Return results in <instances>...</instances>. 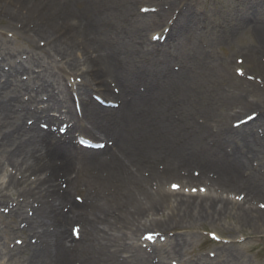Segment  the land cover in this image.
I'll use <instances>...</instances> for the list:
<instances>
[{
  "label": "bare ground",
  "instance_id": "6f19581e",
  "mask_svg": "<svg viewBox=\"0 0 264 264\" xmlns=\"http://www.w3.org/2000/svg\"><path fill=\"white\" fill-rule=\"evenodd\" d=\"M128 1L135 4L136 0ZM150 1L156 3L155 0L148 2ZM9 2L13 5L11 7L23 9L33 18L35 21L33 31L43 40L45 52L50 57L58 54L60 56L57 57L58 62L62 61L65 69L69 71L81 66L85 67L84 80L95 83L97 91L104 96L109 97L112 94L113 100L119 101L117 109L123 112L119 119L123 121L125 129V133H121L122 135L116 138L114 148L111 146L105 152L88 149L85 152L83 148H76L73 143L68 142L71 139L70 133L83 130V133L92 135L91 129H94L99 134H103L111 123L115 108L103 106L92 100L90 88L88 90V84L83 81L80 82L78 94L80 98H77L81 109L79 117L73 108L74 102L72 103L70 90L62 91L63 88H60L59 92L54 90L57 84L55 75L58 72L29 55H26V61H24L20 56L23 51L15 59H12V54H3L0 59V180L4 171L10 173L5 182H0V211L7 210L11 217L21 219L22 228L11 225L8 236H14V240L15 237L19 239L22 237L24 240L22 245L15 243L16 246L13 249H4V245L0 243V257L7 256L9 264L17 262L18 264H75V261L73 263L77 254L75 252L87 240L89 244L93 243L97 246L98 260H101L102 264H110V261H116V259L114 255H110L113 252L106 253L105 249L109 246L110 240L116 242L122 237V232L111 227L113 224L129 226L133 233L143 227L148 220L149 225H152L149 231L158 235L167 232L171 227H184L193 219L212 220L218 214L226 213L228 201L220 197L207 194L181 197L178 193L179 197H175V203L171 205L168 196H172V193L153 191L152 182L150 181L147 185V180L143 176L145 171H149L147 177L160 176L155 165L152 167L149 163L158 161L157 158L161 157L158 154L179 160L167 163L163 167L165 172L187 170L184 169L185 163L197 161L201 169L199 176L210 174L222 177L227 173V181L230 184L241 185L250 193L264 189V179L256 176L258 170L249 162L252 157L254 159L262 152L261 150L255 147H244L242 143L241 146L237 145L230 154L225 149L226 153L222 155L221 160L216 158L215 153H213L215 156L197 154L192 139L188 138L184 127L186 124L175 123L172 127L171 124L166 123L165 118L173 109L169 103L160 101L156 91L140 93L136 85H134V91L131 89L133 81L154 77L152 72H156L165 77L167 87L178 94L180 88L185 87L183 83L186 78L185 73L177 72L178 74L173 76L174 73L169 70V67L163 68L166 63L163 58L157 66L147 64L145 60H138L136 64L134 57L127 54L129 47L123 42L120 31L116 30L115 34L124 56L117 52L114 43L110 42L111 46L107 45V37L103 36L94 25L82 26L83 20L73 19V15L69 17L72 21L69 23L68 15L73 11L76 12L70 0H9ZM175 2H172V7L178 5ZM84 4L87 5L84 7L86 12L92 13L91 10H96L91 0H86ZM158 8L161 11L155 14L157 18L159 14L164 15L165 12L162 6L159 5ZM155 22L157 23V20ZM155 22L151 20L147 22V26L153 27ZM193 22V18L188 13H181L177 22L180 33H183L182 31L188 25L186 32H194ZM255 24H259L258 20ZM1 54L0 52V57ZM97 62H102L103 65H97ZM4 65L8 67L4 68ZM259 65V69L264 72V63L260 62ZM60 67H63L62 64ZM103 71H107L118 82L120 94L112 93L111 87L105 84L104 77H99L100 72ZM24 75L25 79H23ZM48 75L51 77L50 80L47 78ZM179 99L180 102L184 100L181 94ZM31 102L32 105H30ZM81 117L92 119L91 129L85 126ZM152 117L154 123L151 122ZM225 121L226 119L221 116L216 125L219 128L216 135L218 132L224 135L223 139H219L221 147L220 141L240 140L243 129L248 130L252 125L250 120L243 125V128L237 130L225 124ZM64 125L66 133L57 135L55 127ZM189 126L195 132L201 131V128L194 123ZM157 131H166V134L177 132L181 136H178L177 142L171 149L167 148V145L147 144L146 139L153 136L152 133L156 135ZM142 139L144 143L141 142ZM258 144L261 145L258 148L264 147V141ZM208 148L212 147L208 146ZM217 149L214 148L215 151ZM245 150L249 152V155H244ZM52 153L63 155L67 159V165L49 161L47 156ZM76 163L84 164L88 168L93 167L94 164L96 166L102 164L100 175L109 174L111 179H116V182L123 186V192L119 196V201L123 203L122 207L107 215V212L113 211V207L117 205L109 204L106 197L102 199L100 196L101 187H105L109 181L106 177L97 178L98 191L95 196L89 194L86 189L85 201L82 203L73 201L70 188L77 182L74 168ZM241 169H244L243 174L248 172L250 175L246 180L238 174ZM115 201L118 200L115 199ZM247 202L246 200L244 203ZM162 208L170 211L160 212ZM250 209L249 206L244 208L240 205L231 210H234V214L247 224L254 219L264 220L262 215L254 216L250 213ZM154 214L161 217H156ZM75 219L74 225L83 229L84 232V237L80 236L78 240L67 227L68 222ZM3 222V217L0 215V223ZM98 223L102 225L101 228L95 227ZM2 226L5 227V224ZM104 226L111 229L110 236L103 234ZM13 238H8L7 243ZM32 238L35 239L34 242ZM172 239L174 240L171 242L172 250L175 249V252L181 248V241ZM80 241L83 242L80 243ZM122 249L128 253V260H133L134 264L137 262L149 264L147 257L149 253L140 246L132 250L127 244ZM88 263L95 264L90 261ZM97 264H99L98 261Z\"/></svg>",
  "mask_w": 264,
  "mask_h": 264
},
{
  "label": "rangeland",
  "instance_id": "374dc122",
  "mask_svg": "<svg viewBox=\"0 0 264 264\" xmlns=\"http://www.w3.org/2000/svg\"><path fill=\"white\" fill-rule=\"evenodd\" d=\"M91 1L96 6V10L93 8L94 11L91 10L92 13H89L84 9L87 6L84 4L86 0H70L72 7L75 6L76 12L73 11L68 15L67 21L72 22L69 17L73 15V19L83 20L84 23L81 21L82 26L85 24L94 25L103 36L107 37V45L111 46L110 42L114 43L117 52L124 56L115 34L116 30L120 31L123 35V42L129 47L127 54L134 57L136 64H138V60H145V63L157 66L161 62L160 59L163 58L166 61L163 68L171 67L174 71L186 75L183 82L185 87L182 86L178 94L175 91L172 92V89L166 85L167 79L156 72H152L154 77L133 81L131 89L134 91V85H136L140 93H146V90L150 93L156 91L160 101L169 103L173 109L170 115L165 118L166 123L171 124L172 127L175 123H185L184 127L187 130L188 138L192 139L197 154L216 155V158L221 160L222 155L226 153L225 149L230 154L237 145L241 146L242 143L245 145L244 147H255L261 150L262 152L257 154L254 159L251 156L252 159L249 162L258 170L256 176L264 179V147L258 148L261 146L258 143L264 141V72L259 69L260 62L264 63V33H262V29H264V0H155L156 3L148 2L149 0H136L135 4L129 3L128 0ZM173 1L178 4L176 7L171 6ZM159 5L165 9V12L164 15L159 14L157 18L155 14L161 11L158 8ZM11 6L13 5L9 0H0V52L2 53L0 59L3 54H12V59H15L23 51L20 56L24 61H26V55H29L58 72L55 75L57 83L55 91L59 92L60 88H63L62 91L69 89L70 93L73 92L77 96L80 92V82L84 81L88 84V90L90 88V97L96 101L93 93H102L97 91L95 83L92 84L84 80L83 70L85 67L81 66L69 71L65 69L62 61L58 62L57 57H60L58 54H53L50 57L45 52L43 40L33 31L35 23L33 18L28 16L23 9ZM72 7L70 8L72 9ZM181 13H188L193 18L194 32H186L188 25L182 31L183 33H180L181 30L178 29L177 22ZM151 20L153 23L157 20L153 27L147 26V22ZM256 20L259 22L257 25L255 24ZM142 33L143 35H141ZM91 53L95 54L92 49ZM120 54L119 57H121ZM101 64L103 65L102 62H97V65L101 66ZM5 67L8 66L4 65ZM177 72L173 76L177 75ZM99 77H104L105 84L111 89L113 88L112 93L120 89L118 82L107 71L100 72ZM25 78L24 75L23 79ZM47 78L51 79L49 75ZM180 94L184 99L182 102L179 99ZM42 98L45 100V96ZM77 98H80L79 95ZM109 98L114 99L112 94ZM32 104L31 102L30 105ZM75 105L79 108L77 103L73 105V108ZM122 113L115 109L111 116V123L103 134L91 129L92 119H82L81 117V121L92 130V137H100L101 141L107 142L110 141L111 134L125 133L123 121L119 119L123 115ZM78 114L77 116H79ZM249 115L258 117L252 119V125L248 130L244 128L240 133V137L243 139L220 141L221 147L219 139H223L224 135L220 132L216 135L217 129L219 130L216 127L218 118L223 116L226 119L225 124L238 130L243 128L242 119ZM151 122L154 123L153 117ZM191 123L199 126L201 131L195 132L189 126ZM71 133H73L72 137L85 135L83 130ZM152 135L146 139L147 144L167 145V148L170 149L177 142L178 136H181L177 132L166 134V131H157L156 135L153 133ZM206 141L210 145L213 143L217 146L208 145L212 147L208 148ZM215 147L218 148L217 152L214 150ZM76 148L79 147L76 146ZM84 151L86 152L87 149ZM244 155H249V152L245 150ZM158 156H161L157 158L158 161L149 163L152 167L155 165L160 176L149 175L147 177L149 171H145L143 177L146 178L147 185L150 181L152 182L150 185L153 191L172 193V196H168L171 205L175 203V197H179L178 193L181 197L207 194L228 201L226 203L228 209L226 213H220L212 220L193 219L184 227H171L167 232L158 235L149 231L152 225H149L148 220L143 227L133 233L129 226L113 224L111 227L122 232V237L116 242L110 240L109 244L107 243L109 246L106 247L105 252H113L109 254L114 255L117 261H110V264H134L133 260L125 258L126 253L122 248L127 244L132 250L137 246L145 249L149 253L147 255L149 264H156V262L158 264H264V220L254 219L250 224H247L234 214V210H231L240 205H243L244 208L249 206L250 213L254 216L262 215L264 217V207H261L264 205V189L250 193L241 185L230 184L227 181V173L222 177L210 174L199 176V173L182 177L183 172H180L181 175H179L177 170L170 173L169 171L165 172L162 167L169 162H178L179 160L163 154H158ZM47 159L55 161L59 165H67V159L63 155L52 153L47 156ZM197 164H199L197 161L185 163L184 169L187 171L201 170ZM101 165L94 164L93 167L88 168L84 164L76 163L74 168L77 182L71 186L70 196L73 201L82 203L85 201L86 189L89 194L95 196L98 191L97 178L106 177L109 181L105 187H101L100 196L102 199L106 197L109 204L117 205L113 207V211L107 212L109 215L122 207L123 203L119 201V196L123 192V186L118 181L116 182V179H111L109 174L101 176ZM242 171L244 169H241L238 174L243 180H246L250 175L248 172L243 174ZM9 173V171H4L0 182H5ZM238 196L240 199H237ZM246 200L248 202L244 203ZM164 209L162 208L160 212L166 213L165 211L168 209ZM0 215L4 220L3 223H0V243L4 245V249H13L16 246L15 243L22 245L24 241L22 237L20 239L15 237L14 240V236H8L11 225L15 228L18 226L22 228L21 219L11 217L7 210L0 211ZM154 216L161 217L158 214H154ZM74 223H76V219L70 220L67 224L71 231L74 229ZM3 224L5 227L2 226ZM101 226L100 223L95 225L96 228H101ZM102 232L106 236L112 234L111 229L106 226ZM79 233L83 238V229H80ZM211 235L216 239L211 238ZM6 237L13 239L7 243ZM172 238L181 241V248H176L175 252V249L172 250L171 242L174 241ZM18 241L21 242L18 243ZM88 241H80V243L83 242V245L81 244L82 247L75 252L77 254L73 263L75 261V264H89L88 261H90L97 264L98 261L99 264H102L103 262L98 260L97 246L93 243L89 244ZM0 264H9L7 256L0 257Z\"/></svg>",
  "mask_w": 264,
  "mask_h": 264
},
{
  "label": "snow or ice",
  "instance_id": "6c2138e0",
  "mask_svg": "<svg viewBox=\"0 0 264 264\" xmlns=\"http://www.w3.org/2000/svg\"><path fill=\"white\" fill-rule=\"evenodd\" d=\"M173 187L175 188L176 186L174 185ZM261 207H264V205H261Z\"/></svg>",
  "mask_w": 264,
  "mask_h": 264
}]
</instances>
